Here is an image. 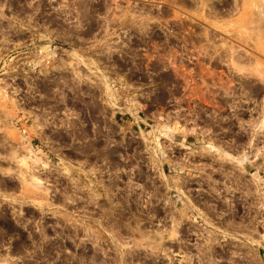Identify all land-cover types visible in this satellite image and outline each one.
I'll return each instance as SVG.
<instances>
[{"label": "rangeland", "instance_id": "374dc122", "mask_svg": "<svg viewBox=\"0 0 264 264\" xmlns=\"http://www.w3.org/2000/svg\"><path fill=\"white\" fill-rule=\"evenodd\" d=\"M263 18L0 0V264H264Z\"/></svg>", "mask_w": 264, "mask_h": 264}, {"label": "bare ground", "instance_id": "6f19581e", "mask_svg": "<svg viewBox=\"0 0 264 264\" xmlns=\"http://www.w3.org/2000/svg\"><path fill=\"white\" fill-rule=\"evenodd\" d=\"M261 1H262V0H261ZM251 2H252V1H251ZM254 2H255V1H254ZM252 3H253V2H252ZM257 5H258V4H256V2H255V6H256V8H257ZM253 7H254V6H253ZM258 8L260 9V10H259V11H260L259 14H263V13H261V11H263V10H262L259 6H258ZM258 8H257V9H258ZM230 13H231V12H230ZM255 13H256V12H255ZM245 14H246V13H245ZM260 17H261V16H260ZM245 18H247V17H245ZM243 19H244V18H243ZM248 19H249V18H248ZM263 19H264V18H263ZM249 21H250V20H249ZM259 21H260V20H259ZM258 25H259V23L257 24V26H258ZM257 26H256V27H257ZM262 26H263V25H262ZM263 28H264V27H263ZM263 28H261V26L259 25V26L257 27V29H255V31L257 30V32H255V34H256L255 49H257V50H261V51H263V53H264V29H263ZM228 31H229V30H228ZM245 41H246V40H245ZM203 45H204V44H203ZM205 45L208 46V44H205ZM227 45H228V44H226V46H224V47H227ZM232 45H233V44H232ZM235 45H236V44H235ZM201 46H202V45H201ZM207 46H206V47H207ZM228 46H229V45H228ZM236 46H237L236 49L234 48L235 46H234V47H233V46H229V47H227V48H224V49H227L228 51H227V50L225 51V50L223 49V51H225L224 56H225L226 53H229V54L231 53L232 57H230V55H228L229 58H227V54H226L225 57H226V59H228V60H229L230 58H232V59H230V60H233V61H228V60H227L228 62H231L230 64H232V66H235L234 64H238V66H239V63H237V61H238L240 58H241V59H244V58H242L240 52L238 51V45H236ZM202 47H204V46H202ZM202 47H201V49H202L203 51L201 50V52H202V53H203V52H204V53L207 52V51H204V48H205V47H204V48H202ZM213 49H215V48H213ZM45 50H46V49H45ZM205 50H207V49H205ZM216 50H217V49H215V51H216ZM198 51H200V47H199ZM215 51H214V52H215ZM230 51H231V52H230ZM201 52H200V53H201ZM214 52H213V53H214ZM217 52H218V50H217ZM219 52H221V53H219V54H222V51H219ZM213 53H210V54H213ZM206 54H208V53H206ZM206 54H205V57L207 56ZM219 54L217 53L216 56H220V57H219V58L217 57L218 59L215 58V60H216V61L219 60L220 63H221L222 61L227 62L225 59L223 60V59L221 58L222 55H219ZM201 55H202V54H201ZM203 55H204V54H203ZM203 55H202V56H203ZM208 55H209V54H208ZM213 55H214V54H213ZM213 55H211L210 57L207 56V58H206V59H207V62H208V60H209ZM224 56H223V58H224ZM240 56H241V57H240ZM244 56H245V55H244ZM244 56H243V57H244ZM234 57H235V58L237 57V58H239V59H236V62H235V60H234L235 58H234ZM245 57H246V56H245ZM208 58H209V59H208ZM233 58H234V59H233ZM241 59H240V60H241ZM211 60H212V58H211ZM244 60H248V59H244ZM212 61H213V60H212ZM212 61H211V62H212ZM216 61H214V63H215ZM241 61H243V60H241ZM205 62H206V61H205ZM209 62H210V61H209ZM209 62H208V63H209ZM219 62H218V64H219ZM225 62H224V63L222 62V63H223V66H225V65H224ZM234 62H235V63H234ZM216 64H217V63H216ZM209 65H210V64H209ZM240 65H241V64H240ZM226 66H227V63H226ZM227 67H228V66H227ZM230 67H231V66H230ZM240 67H241V66H239V67H236V66H235V68H233V69H237V68H238V71H237V72H239V71L242 70V69H241L242 67H241V68H240ZM256 67H261V64L256 65ZM239 68H240L241 70H240ZM243 69H244V68H243ZM201 70H202V69H201ZM259 71H260V70H259ZM256 75H257L260 79H261V78L264 79V74H263V76H261V74H258V73H257ZM262 79H261V80H262ZM263 82H264V80H263ZM220 200H221V199H220ZM220 200H219V201H220ZM227 201H228V200H227ZM224 202L226 203V200H225ZM227 203H228V202H227ZM221 204H222V203H221ZM229 204H230V203H229ZM229 204H228V205H229ZM230 215H232V213H231ZM234 215H235V214H234ZM234 215H233V216H234ZM226 217H227V216H226ZM226 219H227V222L224 221V219H223V220H220V221H222V222H224L225 224H227L226 227L228 228V226L231 225L234 221H233L231 224H229V222H228L229 220H228V219H231V218H226ZM251 221H252V219L249 220V221H247V222H251ZM251 223H252V222H251ZM228 224H229V225H228ZM234 224H235V223H234ZM235 225H238V224L236 223ZM235 225H232V227H235V228H236ZM248 225H252V224H248ZM240 227H241V226H240ZM240 227H239V229H241ZM242 227L245 229L246 226H243V225H242ZM247 227H248V226H247ZM229 228H231V226H230ZM237 229H238V228H237ZM244 229H242V231H243ZM246 229H247V228H246ZM246 229H245V230H246ZM248 230H249V229H247V232H248ZM173 231H174V230H172V232H173ZM175 233H176V232H175ZM251 233H252V230H251ZM171 234H173V233H171ZM175 235H176V234H174V236H175ZM188 260H189V259H188Z\"/></svg>", "mask_w": 264, "mask_h": 264}]
</instances>
